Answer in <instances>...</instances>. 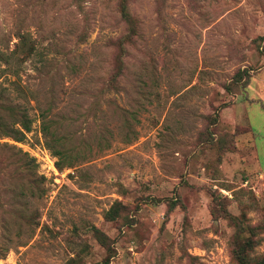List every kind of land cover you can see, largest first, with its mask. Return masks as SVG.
Here are the masks:
<instances>
[{
	"label": "rangeland",
	"instance_id": "obj_1",
	"mask_svg": "<svg viewBox=\"0 0 264 264\" xmlns=\"http://www.w3.org/2000/svg\"><path fill=\"white\" fill-rule=\"evenodd\" d=\"M125 5L117 44V0H0V105L30 120L0 137V264H235L236 225L264 256V0Z\"/></svg>",
	"mask_w": 264,
	"mask_h": 264
},
{
	"label": "trees",
	"instance_id": "obj_2",
	"mask_svg": "<svg viewBox=\"0 0 264 264\" xmlns=\"http://www.w3.org/2000/svg\"><path fill=\"white\" fill-rule=\"evenodd\" d=\"M127 0H117V10L120 16L121 21L126 27L127 34L117 39V44L121 42L127 41L132 35L135 33L136 24L135 21L130 17L127 12L125 3ZM262 40V46L264 48V37H260ZM17 44L15 45V49L19 48L20 59L18 56V61L23 62L27 59L33 51V43L28 39L26 34H18ZM122 74L121 64H116L112 69L111 73L107 79V89L108 87H112L117 78ZM241 74H236L234 78V82L241 81ZM0 110L3 112V115L0 113V137H6L14 142H20L24 133L29 131L30 120H28L26 112L24 108L20 106H1ZM45 116H42L44 118ZM53 122L51 120H45V118L41 122V131L46 136ZM54 125V124H53ZM47 147H49L47 145ZM53 156L61 157V160H57L55 166L58 171L63 168L64 160L63 153L59 150L52 151ZM28 162H31L28 160ZM119 206V204H115ZM116 207H111L107 211L103 213V218L108 222H114L117 216ZM234 234L232 237V248L231 254L235 264H264V256L253 257L251 255L254 246L256 245L255 230L250 228L249 226H233ZM94 239L97 243L103 248L107 249V241L108 238L95 228H92ZM245 234V235H244ZM79 252L75 254L78 256ZM64 264H78L75 262V259L69 258ZM107 264V261L104 262Z\"/></svg>",
	"mask_w": 264,
	"mask_h": 264
}]
</instances>
